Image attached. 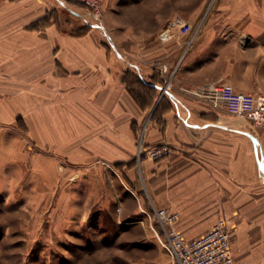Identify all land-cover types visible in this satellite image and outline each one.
<instances>
[{
	"label": "crops",
	"instance_id": "0c3cea01",
	"mask_svg": "<svg viewBox=\"0 0 264 264\" xmlns=\"http://www.w3.org/2000/svg\"><path fill=\"white\" fill-rule=\"evenodd\" d=\"M55 1L88 19L0 0V179H38L61 208L114 205L120 219L167 207L188 240L223 218L233 264H264V128L191 92L229 82L264 94V0H103L102 28ZM175 12L191 30L147 46ZM142 130L144 147L168 145L163 157L137 159Z\"/></svg>",
	"mask_w": 264,
	"mask_h": 264
},
{
	"label": "rangeland",
	"instance_id": "374dc122",
	"mask_svg": "<svg viewBox=\"0 0 264 264\" xmlns=\"http://www.w3.org/2000/svg\"><path fill=\"white\" fill-rule=\"evenodd\" d=\"M48 2L57 19L89 17ZM94 24L102 28L103 14ZM37 182L0 179V264H166L169 256L150 211L120 219L114 205L61 208L54 188L47 194Z\"/></svg>",
	"mask_w": 264,
	"mask_h": 264
},
{
	"label": "built area",
	"instance_id": "2783aa9c",
	"mask_svg": "<svg viewBox=\"0 0 264 264\" xmlns=\"http://www.w3.org/2000/svg\"><path fill=\"white\" fill-rule=\"evenodd\" d=\"M84 6L99 23L102 20L103 0H72ZM191 23L179 13H173L166 24L159 30L147 36L144 41L147 46L166 48L178 42L181 35L188 33ZM191 40L187 41V45ZM155 61H162L157 59ZM156 67L165 72L166 67L158 62ZM169 87V81L164 79L161 86L163 92ZM191 92L214 107H222L227 112L238 115L255 125L264 128V94L242 92L234 89L229 82H209L195 87ZM144 128V127H143ZM142 128V129H143ZM142 132L136 139V156L157 160L169 150L168 145L144 147ZM59 173L65 171L63 164H57ZM78 173H72L68 179L75 181ZM152 213L162 235V243L169 252L175 264H233L230 231L223 218L216 220L199 237L188 240L184 234L175 227L178 212L167 207H152Z\"/></svg>",
	"mask_w": 264,
	"mask_h": 264
},
{
	"label": "trees",
	"instance_id": "16d2710c",
	"mask_svg": "<svg viewBox=\"0 0 264 264\" xmlns=\"http://www.w3.org/2000/svg\"><path fill=\"white\" fill-rule=\"evenodd\" d=\"M83 30H78L77 33L79 34L80 32H82Z\"/></svg>",
	"mask_w": 264,
	"mask_h": 264
}]
</instances>
